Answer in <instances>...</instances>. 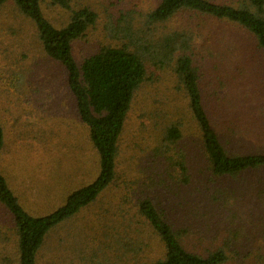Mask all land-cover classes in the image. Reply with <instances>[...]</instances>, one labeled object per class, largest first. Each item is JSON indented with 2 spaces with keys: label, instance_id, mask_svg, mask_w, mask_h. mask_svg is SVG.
<instances>
[{
  "label": "rangeland",
  "instance_id": "374dc122",
  "mask_svg": "<svg viewBox=\"0 0 264 264\" xmlns=\"http://www.w3.org/2000/svg\"><path fill=\"white\" fill-rule=\"evenodd\" d=\"M160 1L71 0L74 9L96 13L95 23L73 42L78 65L102 47H126L143 55L146 79L120 136L115 180L96 202L48 233L37 264H151L163 258L159 235L139 211L143 199L153 202L187 250L207 256L223 248L224 264H264V168L236 177L213 174L175 72L177 56L159 58L157 44L173 31L192 35L204 107L230 154L264 149V52L239 26L194 11L149 21ZM42 9L56 27L70 20L69 10L49 0H42ZM0 123L2 171L31 214L57 208L62 195L98 174L99 155L67 71L45 54L35 24L14 0H0ZM172 124L182 132L174 143L165 139ZM182 157L187 184L179 180ZM16 239L0 204V264L16 261Z\"/></svg>",
  "mask_w": 264,
  "mask_h": 264
},
{
  "label": "trees",
  "instance_id": "16d2710c",
  "mask_svg": "<svg viewBox=\"0 0 264 264\" xmlns=\"http://www.w3.org/2000/svg\"><path fill=\"white\" fill-rule=\"evenodd\" d=\"M23 16L36 26L45 54L61 63L67 71V83L76 100L81 121L89 128L90 140L99 155V171L88 183L64 194L61 204L43 215H33L20 202L2 171V152L5 132L0 123V204L7 210L16 232V261L4 264H37V255L48 233L90 206L107 190L116 176L120 136L135 93L146 79L144 57L139 51L126 47H102L84 59L79 66L73 55V42L81 38L96 21L89 7L74 9L71 0H49L60 9L71 12L64 27H56L45 15L42 0H14ZM190 10L239 26L257 40L264 52V0H239L238 5L212 0H161L148 14V20L160 23L175 14ZM192 35L173 31L157 44L159 58L171 61L177 56L175 72L189 98L192 114L201 132L202 145L213 174L236 177L244 172L264 168V149L259 153L230 154L223 146L203 103L199 73L190 55ZM264 134V133H260ZM182 132L178 125L166 129L165 139L179 141ZM183 158V157H182ZM171 159V158H169ZM184 160V161H183ZM178 162L180 182L190 181L188 167ZM139 211L159 235L164 256L151 264H224L228 256L223 248L202 256L187 250L177 232L165 220L150 199L139 202ZM14 262V263H13Z\"/></svg>",
  "mask_w": 264,
  "mask_h": 264
},
{
  "label": "crops",
  "instance_id": "0c3cea01",
  "mask_svg": "<svg viewBox=\"0 0 264 264\" xmlns=\"http://www.w3.org/2000/svg\"><path fill=\"white\" fill-rule=\"evenodd\" d=\"M91 181H92V180H90V181H88V182H91ZM88 182H87V183H88ZM80 186H81V185H80Z\"/></svg>",
  "mask_w": 264,
  "mask_h": 264
}]
</instances>
